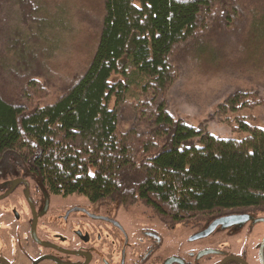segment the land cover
<instances>
[{"label":"trees","instance_id":"obj_1","mask_svg":"<svg viewBox=\"0 0 264 264\" xmlns=\"http://www.w3.org/2000/svg\"><path fill=\"white\" fill-rule=\"evenodd\" d=\"M100 1L92 55L68 77L48 66L60 22L39 16L38 0H0V171L58 195L142 204L167 226L264 213V126L241 114L263 105L258 92L233 91L197 125L167 99L195 55L227 60L243 31L264 41V0ZM212 120L242 135H215Z\"/></svg>","mask_w":264,"mask_h":264},{"label":"flooded vegetation","instance_id":"obj_2","mask_svg":"<svg viewBox=\"0 0 264 264\" xmlns=\"http://www.w3.org/2000/svg\"><path fill=\"white\" fill-rule=\"evenodd\" d=\"M227 216L236 219L203 234ZM252 230L264 248V213L167 226L109 200L54 194L29 172L0 171V264H252Z\"/></svg>","mask_w":264,"mask_h":264},{"label":"rangeland","instance_id":"obj_3","mask_svg":"<svg viewBox=\"0 0 264 264\" xmlns=\"http://www.w3.org/2000/svg\"><path fill=\"white\" fill-rule=\"evenodd\" d=\"M38 1L43 4L39 16L46 20L59 21L62 28L57 27L55 31L53 30L50 39L59 40L54 53L55 57L48 62L50 70L54 72L53 75L70 77L73 73L81 72L87 65L96 44L101 1ZM14 25L15 23H10V27ZM220 28L221 25L218 24L216 29L219 32ZM247 33L243 31L239 42L233 46L236 54L228 55L227 60L230 59L228 61L225 58L220 61L214 60L208 54H204L195 55L194 58L180 65V74L167 94L168 111L175 118L180 117L191 125H197L205 120L216 109L217 104L233 91L256 90L263 100V105L243 110L241 114L247 117L249 123L264 126V41L255 39L250 31ZM234 37L235 34L230 40ZM216 41L219 44L221 38ZM211 42L209 45L212 46ZM220 45L223 46V54H225L221 57L223 58L227 55L226 51L229 46L226 39ZM0 54H5L3 46ZM0 79H4L6 85L10 80L9 77ZM49 101L48 98L46 102ZM128 125L129 122H122L120 128L126 129ZM208 129L213 134L222 137L237 138L242 135L232 134L226 126L216 120L208 122ZM130 208L137 212L150 213L157 219L151 210L142 204ZM257 232V230H252L251 233L250 261L252 264H264V248L259 245V240L263 235H258Z\"/></svg>","mask_w":264,"mask_h":264},{"label":"water","instance_id":"obj_4","mask_svg":"<svg viewBox=\"0 0 264 264\" xmlns=\"http://www.w3.org/2000/svg\"><path fill=\"white\" fill-rule=\"evenodd\" d=\"M235 219H236V216H227V217L219 218L206 231H204L203 234H206L209 231H211L219 223H223V224L232 223L235 221ZM231 258L233 257L227 258L226 260L231 259ZM226 260H224L221 264H223Z\"/></svg>","mask_w":264,"mask_h":264}]
</instances>
